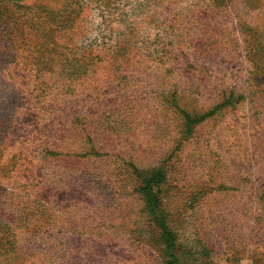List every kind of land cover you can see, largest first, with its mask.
I'll return each instance as SVG.
<instances>
[{
	"label": "rangeland",
	"instance_id": "1",
	"mask_svg": "<svg viewBox=\"0 0 264 264\" xmlns=\"http://www.w3.org/2000/svg\"><path fill=\"white\" fill-rule=\"evenodd\" d=\"M0 264H264V0H0Z\"/></svg>",
	"mask_w": 264,
	"mask_h": 264
}]
</instances>
